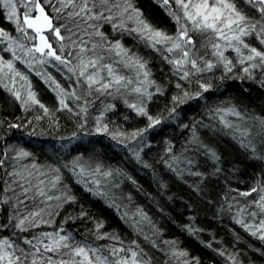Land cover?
I'll return each mask as SVG.
<instances>
[{"label": "snow or ice", "instance_id": "1", "mask_svg": "<svg viewBox=\"0 0 264 264\" xmlns=\"http://www.w3.org/2000/svg\"><path fill=\"white\" fill-rule=\"evenodd\" d=\"M152 3L174 23L173 33L154 23L139 0H0V18L11 23L15 31L13 35L0 27V90L26 113L42 110L43 116L35 117L37 121L51 118L54 112L39 99L33 76L55 94L59 104L55 111L66 110L85 121L96 101H122L137 117L146 119V126L131 132L111 131L104 119L107 112L115 111L116 104L106 103L96 117L95 132L108 136L140 161L146 133L175 120L183 106L191 107L193 101L198 104L209 99L205 94L214 85L205 78L206 74L214 77L219 71L221 81L248 80L264 88V0ZM126 38L135 42L133 47L128 46ZM138 45L148 49L149 56L155 53L170 66L168 84L173 85L174 81L176 91L170 98V107L165 109L167 115L151 112L154 99L165 95V86L153 77L151 61L136 50ZM208 115L220 126L217 131L237 141L249 159L264 162V146L257 148L249 139V129L236 123L254 121L264 145V117H247L226 102L209 108ZM3 123L0 121V126ZM30 123H10L8 128L22 129ZM198 123L201 122L194 120L181 127L191 128L188 143L195 145L196 151L203 149L215 165L213 174L219 173L221 157L199 139ZM75 137L73 133L72 138ZM137 144L141 145L140 151L136 150ZM165 151L170 157L164 160L166 166L182 174L183 170L176 166L179 158L168 142ZM187 163L192 165L195 161L188 159ZM189 172L203 176L191 169ZM119 174V170L105 168L102 163L95 167L85 165L79 156L70 164L45 166L36 163L33 153L23 147H0V206H5L6 213L0 216V264H154V253L147 251L138 239L126 243L116 233L103 231V220H92L93 227L82 238L67 230L64 224L70 220L91 219L83 206L78 215H67L57 226L60 210L78 202L73 184L115 208L137 237L143 236L151 249L163 252L167 257L164 264H200L198 257L180 247L179 239L163 241L162 249L160 230L143 209L131 215L120 212L121 205L115 203L116 197L111 194L112 188L119 187L114 183ZM233 191L236 195L226 200L227 208L222 207L221 211L231 213L236 226L264 244V170L257 173L250 187ZM144 224L149 226L150 234L144 231ZM182 230L198 240L203 231L192 223ZM234 235L239 241V233ZM200 243L213 247L211 242ZM213 251L225 264H241L238 252L227 248Z\"/></svg>", "mask_w": 264, "mask_h": 264}, {"label": "trees", "instance_id": "2", "mask_svg": "<svg viewBox=\"0 0 264 264\" xmlns=\"http://www.w3.org/2000/svg\"><path fill=\"white\" fill-rule=\"evenodd\" d=\"M139 4L159 27L169 33L175 31L174 23L163 9L152 3V0H139ZM0 27L13 34V25L7 20L0 18ZM126 40L129 47L134 46L135 42L131 41V38ZM253 43H255L254 39ZM136 50L150 59L153 77L165 86V95L154 99L150 105L151 112L153 115L158 113L167 115L165 109L170 107V98L176 91L174 81L173 85L168 84L171 77L170 66L155 53L149 56V50L143 45L136 46ZM219 77V71L214 77L206 74L205 78L210 79L214 85L213 90L205 94L209 97L207 101H200L198 104L193 101L191 107L183 106L175 120L167 121L156 130L145 134L142 151H140L141 145H136V150L140 151L141 156V160L137 161L128 149L115 145V142L106 135L96 134L95 120L106 103L116 104L115 111L107 112L104 119V123L109 125L111 131L119 129L131 132L143 128L146 126V119L137 117L122 101L111 98L104 100L103 103L96 101L89 108L86 121L81 116H74L66 110L55 111L59 107L55 94L39 77L33 76V87L38 92L39 99L54 112V115L37 121L35 117L38 114L43 116L42 110L26 113L7 93L0 90V121L4 122L0 126V147L4 145L23 147L33 153L36 163L45 166L70 164L79 156L85 165L90 164L95 167L97 163H102L105 168L119 170L120 174L114 177V183L119 187L111 189V194L116 197L115 203L121 205V213L127 211L130 215L137 209H143L160 230L159 240L162 249L165 248L163 241L179 239L180 247L186 249L191 256L198 257L200 264H225L223 258L213 251L219 248L238 252L241 264H264V244L236 226L231 219V213L226 210L221 211L222 207L227 208L226 200L236 195L234 189L245 190L251 186L257 173L264 170V162L249 159L237 141L230 135L217 131L220 126L210 120L208 115L209 108L226 102L235 105L247 117H264V88L248 80L221 81ZM64 83L66 85L67 82ZM192 87L194 88L195 85ZM67 102L73 106L71 100ZM125 116L128 118L125 119ZM230 119L235 120V118ZM194 120L201 122L196 127L199 139L221 157L219 173L213 174L215 165L204 154L203 149L196 151V146L188 143L192 137V130L182 128L181 125H190ZM28 121L31 123L25 128H8L10 123ZM236 123H239L241 128L249 129V139L253 140L257 148L264 146L261 144V137L257 135L259 126L254 121L248 119L247 122L236 121ZM81 124L84 125L83 128L79 126ZM73 133L76 134L75 138H72ZM166 142L173 146V153L179 158L176 166L183 170L182 174L170 170L164 163V160L170 159L165 151ZM188 159L194 160L195 163L189 165ZM145 164L150 167H145ZM189 169L192 172H200L203 176L191 175ZM64 173L68 174L66 169ZM72 187L78 202L65 205L60 210V215L56 217L57 226L67 215H78L83 206L91 219L70 220L64 224L67 230L82 238L88 229L93 227L92 220H103L105 222L103 231L116 233L126 243L138 239L147 251L154 253L156 257L154 264H164L167 257L163 252L151 249L145 243L143 236L137 237L120 218L115 208L85 193L79 185L73 184ZM4 207L0 206V216L6 214L3 211ZM189 223L203 230L199 233V240L182 230L183 226ZM143 227L144 231L150 234L149 226L144 224ZM234 233H239L241 237L239 241L235 239ZM200 240L211 242L213 247H205ZM98 243L107 244L109 241Z\"/></svg>", "mask_w": 264, "mask_h": 264}, {"label": "rangeland", "instance_id": "3", "mask_svg": "<svg viewBox=\"0 0 264 264\" xmlns=\"http://www.w3.org/2000/svg\"><path fill=\"white\" fill-rule=\"evenodd\" d=\"M13 34L15 35L14 26H13ZM22 67V66H21Z\"/></svg>", "mask_w": 264, "mask_h": 264}]
</instances>
